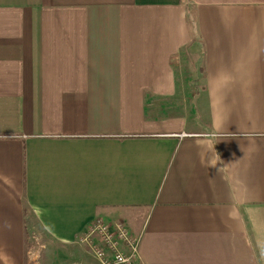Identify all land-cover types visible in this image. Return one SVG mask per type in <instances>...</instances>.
<instances>
[{
    "label": "crops",
    "instance_id": "obj_1",
    "mask_svg": "<svg viewBox=\"0 0 264 264\" xmlns=\"http://www.w3.org/2000/svg\"><path fill=\"white\" fill-rule=\"evenodd\" d=\"M97 220L264 264V0H0V264H99Z\"/></svg>",
    "mask_w": 264,
    "mask_h": 264
},
{
    "label": "built area",
    "instance_id": "obj_2",
    "mask_svg": "<svg viewBox=\"0 0 264 264\" xmlns=\"http://www.w3.org/2000/svg\"><path fill=\"white\" fill-rule=\"evenodd\" d=\"M93 236L91 241L87 240ZM83 241L91 248L99 264H133L138 255V242L121 224L97 220L85 233Z\"/></svg>",
    "mask_w": 264,
    "mask_h": 264
},
{
    "label": "rangeland",
    "instance_id": "obj_3",
    "mask_svg": "<svg viewBox=\"0 0 264 264\" xmlns=\"http://www.w3.org/2000/svg\"><path fill=\"white\" fill-rule=\"evenodd\" d=\"M190 20H191V23H192V27L194 29V31L196 32V25H195V16L193 14V11L190 12ZM197 34V32H196ZM182 60H186L188 61L187 59V56L186 55H182L180 56ZM181 60V61H182ZM201 65V63H200ZM199 66V63L197 65V67ZM182 69L184 68V66H182ZM34 229V227H32ZM36 228V227H35ZM33 232V231H32ZM27 238L29 240V245L31 246L27 252L29 251L30 253V257H32V261L34 263H38V259H39V251H40V241L43 240V238L46 237L45 234H41L39 232H33V233H28L27 234ZM85 236V234H82V236L79 238V242L81 245H83L86 249H87V252L94 258L93 254L91 253V248L90 246L87 244V242L83 241V237ZM93 238V236H90L89 239H87L88 241ZM95 259V258H94Z\"/></svg>",
    "mask_w": 264,
    "mask_h": 264
}]
</instances>
